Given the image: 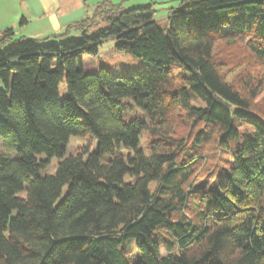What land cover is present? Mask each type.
<instances>
[{
  "label": "trees",
  "instance_id": "16d2710c",
  "mask_svg": "<svg viewBox=\"0 0 264 264\" xmlns=\"http://www.w3.org/2000/svg\"><path fill=\"white\" fill-rule=\"evenodd\" d=\"M155 13L103 0L62 33L2 32L0 264H264V0ZM110 38L145 65L85 72Z\"/></svg>",
  "mask_w": 264,
  "mask_h": 264
},
{
  "label": "rangeland",
  "instance_id": "374dc122",
  "mask_svg": "<svg viewBox=\"0 0 264 264\" xmlns=\"http://www.w3.org/2000/svg\"><path fill=\"white\" fill-rule=\"evenodd\" d=\"M103 0H84L85 8H88L89 11H87V15L85 16H91L97 4ZM116 4H121V6L124 9H129L132 7L142 6V5H148L153 4V7L156 10L155 13V19L157 23L161 26H166L168 24V13L172 6H176L178 4V0H112ZM8 3V2H7ZM4 14H7L6 17L10 14V9H7V11H3ZM0 24V39L2 32L8 28L12 27L14 30L13 38H20V37H29V38H44L50 34H52L51 28L46 26L41 21H32L29 25L25 26L20 22V19L15 21V24L11 26L6 25L2 26ZM79 32L76 30H72L69 34V37L76 36ZM8 42L5 44L7 45ZM116 40L114 38H110L106 41H104L99 46V52L97 54H89V53H83L81 55L83 60V67L84 71L87 73H95L98 72L101 67L106 68L110 70L112 73H114L117 76L125 75L133 71L134 69H137L139 67H142L145 65V61L141 57H137L131 53H128L126 51L118 50L115 47ZM2 42L0 40V46H2ZM223 45H218L216 48L217 50H220L219 53L223 56L227 54H232L231 56H239L241 53V50H233L232 49H225V51H221V48ZM222 52V53H221ZM231 57V58H232ZM179 69L178 67L176 70ZM241 72V70L239 71ZM237 71L234 72L231 76H236ZM264 93V91H263ZM60 95L61 99H64L68 95L67 90V83L66 80L63 81L60 85ZM147 143H148V135L146 132H143L141 135V147L144 149H147ZM83 146H89L92 150H96L98 146L97 140L92 135H76L72 136L70 138V142L67 146V152L66 154H70L75 152L79 147ZM0 150H6L4 147L1 146ZM10 154L15 156L17 153L15 150H9ZM111 155L107 154L104 155L103 159H108ZM40 159L46 158L44 154H40L38 156ZM60 158L55 157L52 158L49 162V164L41 170L42 174H51L54 173L57 167V164L59 162Z\"/></svg>",
  "mask_w": 264,
  "mask_h": 264
},
{
  "label": "crops",
  "instance_id": "0c3cea01",
  "mask_svg": "<svg viewBox=\"0 0 264 264\" xmlns=\"http://www.w3.org/2000/svg\"><path fill=\"white\" fill-rule=\"evenodd\" d=\"M7 9L10 14L6 17L3 11ZM87 11L84 0H0V24L12 26L20 19L27 26L32 21H41L51 28L52 34H57L85 18Z\"/></svg>",
  "mask_w": 264,
  "mask_h": 264
}]
</instances>
